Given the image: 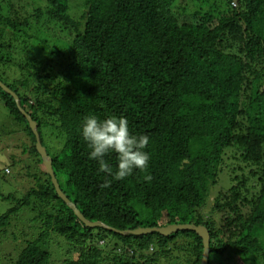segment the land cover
I'll return each instance as SVG.
<instances>
[{"label": "trees", "instance_id": "16d2710c", "mask_svg": "<svg viewBox=\"0 0 264 264\" xmlns=\"http://www.w3.org/2000/svg\"><path fill=\"white\" fill-rule=\"evenodd\" d=\"M0 81L89 221L203 225L208 264H264V0H0ZM0 109L14 149L0 168V264H200L195 231L86 226L1 87ZM90 113L149 137L150 182L136 170L100 187L111 177L79 133Z\"/></svg>", "mask_w": 264, "mask_h": 264}, {"label": "clouds", "instance_id": "9594fccd", "mask_svg": "<svg viewBox=\"0 0 264 264\" xmlns=\"http://www.w3.org/2000/svg\"><path fill=\"white\" fill-rule=\"evenodd\" d=\"M79 133L86 145L87 158L98 163V173L111 177L103 180L101 188H110L113 180H125L136 170L145 173V181H151V175L147 174L150 153L146 149L149 137L132 131L125 116L113 114L99 118L90 113L83 117ZM113 153L115 167L106 159Z\"/></svg>", "mask_w": 264, "mask_h": 264}, {"label": "water", "instance_id": "95a60500", "mask_svg": "<svg viewBox=\"0 0 264 264\" xmlns=\"http://www.w3.org/2000/svg\"><path fill=\"white\" fill-rule=\"evenodd\" d=\"M0 87L5 92L10 94L14 98V101H15L16 105L18 106L19 110L21 111V113L25 116L26 120L28 121L29 127H30L31 131L34 133L35 138H36V143H35L36 150L41 155L42 162H43L48 174L51 177V182L54 185V188H55L57 194L59 195L60 198H62L66 202V204L73 210L74 214L86 226H89V227L99 226V227L108 228L109 230L115 231L119 234H134V235H144V234H148V233L155 231V232H158V233L166 236V235L175 233V232L180 231V230H192V231H195L201 237L202 243H203V251H202L200 264H208L209 232H208L207 228L203 225H194V224H190V223H185V224H169V225L163 226V227H143V228H136V229H132V230H117L115 228L106 226L105 224H103L100 221L93 222V221H89L87 218H85L83 216V214L77 209L76 205L72 201H70L67 198V196L60 189L58 181L54 175L51 158H50V156H48L45 148L42 146V144L40 142L39 135H38V132L36 129L37 128L36 122L32 120V118L23 110V108H21V106L19 104V98L15 94V92H13L11 89H9L1 81H0Z\"/></svg>", "mask_w": 264, "mask_h": 264}, {"label": "rangeland", "instance_id": "374dc122", "mask_svg": "<svg viewBox=\"0 0 264 264\" xmlns=\"http://www.w3.org/2000/svg\"><path fill=\"white\" fill-rule=\"evenodd\" d=\"M77 2H81V0H77ZM70 5H71V2H70ZM178 5L180 6L181 4L179 3ZM80 6H78V7H80ZM80 8L82 9V7H80ZM79 9H77L75 12H79L80 11ZM4 115H5L4 112L0 109V127L2 126V129H0V152H2L3 154L7 155V158H1L0 157V168L3 166V163L10 162V160H12V158H10L9 156L13 154L12 152H14V149L10 150V148H11L10 141L11 140H9L10 135L5 130V129H7L8 124L6 123ZM20 167L21 166H20V164L18 162L13 163L12 166H11V173H10L9 177L13 178L15 180L14 177H17V174H19L17 172L20 171ZM224 181L226 182V180H221L220 182H224ZM14 185H16V184L13 183V186ZM7 186H9V183H7ZM11 186H12V184H11ZM223 186L227 187V184L223 183ZM20 225L23 226L24 223L17 224V226L13 228V230L15 231L16 234H19V233H17V229L19 228Z\"/></svg>", "mask_w": 264, "mask_h": 264}]
</instances>
